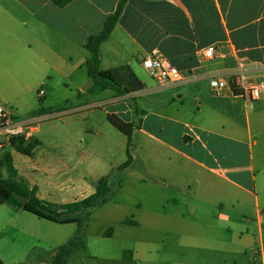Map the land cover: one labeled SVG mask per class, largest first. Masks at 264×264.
I'll list each match as a JSON object with an SVG mask.
<instances>
[{"label":"crops","instance_id":"1","mask_svg":"<svg viewBox=\"0 0 264 264\" xmlns=\"http://www.w3.org/2000/svg\"><path fill=\"white\" fill-rule=\"evenodd\" d=\"M118 3L72 0L58 7L52 0H0V75L17 85L23 83L18 86L23 90L37 79L48 80L52 70L60 73L61 66L66 68V79L74 78L82 68L87 73L90 53L84 45L102 30ZM211 46L215 47L214 58L205 61L202 54ZM150 54L161 56L189 76L168 86L142 79L141 60ZM123 67L144 84L141 90L125 95L112 90L90 94L93 81L87 73L91 81L86 88H77L78 96L87 93L91 98L72 110L85 116L103 111L109 123V114L120 118L110 111L113 106L143 96L158 98L155 114L182 126L183 132L176 142L150 136L172 154L169 162L179 161L187 192L202 193L211 216L205 221L197 208H191L192 213L180 217L201 231H189L174 241L144 240L130 249L131 259H124L123 250L116 263L264 264V101H250L230 89L214 96L209 88L212 77L231 80L241 75L250 82H264V0H128L109 39L100 46L101 70L120 72ZM5 100L6 93L0 88V101ZM137 105L135 112L142 114L151 107L140 101ZM67 110L71 109L63 112ZM38 131L37 125L33 137L37 138ZM54 167L38 166L58 187L60 166ZM25 213L11 204H0L3 264H18V243L33 237V222ZM149 215L170 217L160 210ZM144 221L145 215L139 212L135 227L144 226ZM163 247L168 248L164 254ZM101 258L85 251L73 254L68 264H112L110 258ZM30 264H52V254L36 255Z\"/></svg>","mask_w":264,"mask_h":264},{"label":"rangeland","instance_id":"2","mask_svg":"<svg viewBox=\"0 0 264 264\" xmlns=\"http://www.w3.org/2000/svg\"><path fill=\"white\" fill-rule=\"evenodd\" d=\"M65 71L64 66L60 67L62 74L52 70L48 80L37 79L30 88L23 90L18 88L23 83L17 85L10 77L0 75V88L7 98L0 103L7 112L18 116L19 120L35 118L33 115L40 108L48 112L43 119L37 118L39 131L36 137L41 145L32 156L11 152L9 139L0 132L2 178L9 182H20L27 190H35L39 199L53 204L60 202V205L89 196L103 178L110 179L115 193L108 203L86 213L88 222L84 242L86 253L110 258L112 264L120 260L121 251L124 250V255L144 240L174 241L175 237L189 231H201V227L195 224H185L180 215H189L193 211L191 208H197L198 214L208 221L211 214L205 208L202 193L193 195L187 192L189 189L183 183V167L179 161L169 162L168 156L172 154L159 147L150 136L176 142L183 132L182 126L158 118L159 115L154 111L159 99L153 96H143L136 101L129 99L111 109L109 107L121 120L131 122L134 126L129 148L132 163L122 169L128 159V138L107 122L103 111L96 110L85 116L72 110L79 103L90 100L91 95L87 93L79 97L77 88H86L91 79L85 68L76 72L72 79H66L68 76L63 74ZM139 75L142 79H151L146 70H141ZM41 90L44 91L42 96L39 94ZM139 101L142 105L151 106L143 114L135 112V106H140L137 105ZM66 109L71 110L63 112ZM10 153L13 165L18 169L16 175L12 172L16 170L15 167L10 168L7 162ZM42 163L55 164L54 168L60 166L58 187L54 179H49L47 174L39 170L38 166ZM65 166L69 169L62 171ZM158 210L165 211L170 217H150L149 214ZM139 212L146 217L144 226L122 223L130 218L138 220ZM23 216L33 222L30 229L33 237L18 243V264H29L36 255L51 254L55 247L67 243L77 231L76 224L57 225L27 213ZM202 229L207 230L205 227ZM160 251L164 254L168 248L163 247Z\"/></svg>","mask_w":264,"mask_h":264},{"label":"trees","instance_id":"3","mask_svg":"<svg viewBox=\"0 0 264 264\" xmlns=\"http://www.w3.org/2000/svg\"><path fill=\"white\" fill-rule=\"evenodd\" d=\"M52 1L54 5L64 7L72 0ZM127 2L128 0H119L114 13L106 18L102 30L98 34L89 37L84 45L85 49L90 53V58L86 62L88 76L93 81V87L89 90L90 94L95 95L106 90H112L119 95H125L133 91L141 90L144 87V84L127 67H123L120 72L119 70L103 71L100 69V46L109 39ZM59 110L61 111V108ZM47 113L45 108H40L33 117ZM16 118L18 119V116ZM107 119L113 127L128 138V159L122 166V169L128 168L132 163V155L130 154L129 148L132 142L133 124L131 122H125L112 114H109ZM9 144L15 152L32 156L35 149L40 145V142L34 137L26 140L24 137L16 136L9 139ZM7 162H9V167L13 169L14 165L10 154L7 155ZM1 166L0 164V204H11L18 210H22L40 220L57 225H77V231L74 236L67 243L58 246L52 251V264H68L69 258L73 254L85 252L86 245L84 236L88 222L86 213L110 201L115 193V188L110 182V179L103 178L97 185L95 191L89 196L72 203L57 205L39 199L35 190H27L26 186L20 182L4 180L1 176ZM12 172L16 175V170L13 169ZM20 197L27 198V202L24 204L20 202ZM132 219H127L122 223L137 226L138 223L136 220ZM111 229L113 228L111 227ZM123 257L124 259H131L132 251L127 250ZM0 264H3L1 259Z\"/></svg>","mask_w":264,"mask_h":264},{"label":"built area","instance_id":"4","mask_svg":"<svg viewBox=\"0 0 264 264\" xmlns=\"http://www.w3.org/2000/svg\"><path fill=\"white\" fill-rule=\"evenodd\" d=\"M214 53L215 47H208L202 54L203 59L205 61L212 60ZM141 65L160 86L181 82L189 76L182 74L176 66L156 54H150L142 58ZM209 88L214 96H223L230 89L234 95L244 96L250 101H264V82H250L241 75L231 80L222 77H212L209 81ZM39 94L41 96L44 95V91L41 90ZM38 121L37 118L19 120L15 115L7 112L0 103V132L7 139L16 136L24 137L26 140L31 139Z\"/></svg>","mask_w":264,"mask_h":264},{"label":"water","instance_id":"5","mask_svg":"<svg viewBox=\"0 0 264 264\" xmlns=\"http://www.w3.org/2000/svg\"><path fill=\"white\" fill-rule=\"evenodd\" d=\"M19 201L22 202V203L24 204V203L27 202V198H22V197H20V198H19Z\"/></svg>","mask_w":264,"mask_h":264}]
</instances>
